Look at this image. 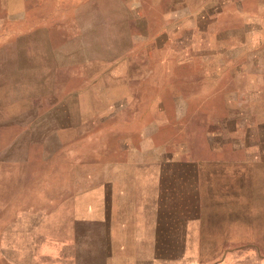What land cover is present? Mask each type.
<instances>
[{
    "label": "rangeland",
    "instance_id": "rangeland-1",
    "mask_svg": "<svg viewBox=\"0 0 264 264\" xmlns=\"http://www.w3.org/2000/svg\"><path fill=\"white\" fill-rule=\"evenodd\" d=\"M254 20L264 27V0H0V264H14V244L26 243L22 213L46 231L44 216L60 202L88 200L94 184L142 182L135 167L174 149L171 139L187 137L197 156L215 154L204 137L225 112L203 88L204 70L231 77L247 60L264 120V42H254ZM261 137L264 126L250 136ZM169 167L179 184L190 177L184 164ZM225 178L195 172V200L207 188L211 215L223 210Z\"/></svg>",
    "mask_w": 264,
    "mask_h": 264
},
{
    "label": "crops",
    "instance_id": "crops-1",
    "mask_svg": "<svg viewBox=\"0 0 264 264\" xmlns=\"http://www.w3.org/2000/svg\"><path fill=\"white\" fill-rule=\"evenodd\" d=\"M258 25L252 21L254 42H264V27ZM203 59L210 62L208 55ZM247 62L241 61L231 77L222 70L202 73L203 88L218 96V108L225 112L218 117L219 128L204 137L215 154L197 156L187 137L171 139L174 149H160L157 161L135 167L142 182L94 184L88 200L60 202L44 216L46 231L31 224L32 215L22 213V221H28L26 243L14 244V264H196L195 255L212 253L230 255L221 264H264V137L250 138L264 126L254 105L262 92L253 83L258 71ZM225 146L235 149L217 150ZM206 162L221 166L212 172L203 166ZM170 164L185 165L190 174L185 183L172 177L179 172ZM196 171L227 176L221 182L226 194L218 199L223 209L219 216L207 211L213 206L207 188L198 187L201 194L195 200ZM196 204L201 212H195Z\"/></svg>",
    "mask_w": 264,
    "mask_h": 264
}]
</instances>
